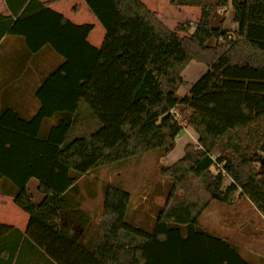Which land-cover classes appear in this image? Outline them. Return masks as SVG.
<instances>
[{
  "label": "trees",
  "instance_id": "1",
  "mask_svg": "<svg viewBox=\"0 0 264 264\" xmlns=\"http://www.w3.org/2000/svg\"><path fill=\"white\" fill-rule=\"evenodd\" d=\"M4 1L9 14L0 15V41L19 36L28 53L47 48L61 60L42 75L35 93L40 106L30 119L11 109L0 114V180L29 216L24 232L0 225V264L16 262L28 243L44 249L31 242L32 230L64 235L55 210L80 203L78 182L87 174L145 153L164 158L175 146L172 128L182 125L197 142L187 143L174 163L160 164L167 187L154 193L164 203L151 228L133 224L131 195L119 182H104L99 260L250 264L199 219L212 201L230 206L242 198L264 219V0H170L199 8L190 33L183 24L170 29L140 0H84L105 30L99 48L87 40L93 24L72 23L50 7L56 0ZM227 6L231 39L230 28L210 22ZM191 61L207 69L180 96ZM172 108L182 116L174 126ZM47 119L55 122L42 131Z\"/></svg>",
  "mask_w": 264,
  "mask_h": 264
},
{
  "label": "crops",
  "instance_id": "2",
  "mask_svg": "<svg viewBox=\"0 0 264 264\" xmlns=\"http://www.w3.org/2000/svg\"><path fill=\"white\" fill-rule=\"evenodd\" d=\"M68 1L56 0L50 4V7L61 13L74 24H93V29L89 33L87 40L92 46L99 48L105 36L104 28L92 14L84 0H72L75 5L70 11H68L67 4L64 5ZM140 1L163 21L166 18L173 19L176 16L199 15V8L175 6L171 4L170 0ZM8 14L9 10L5 1L0 0V15ZM60 60V58L52 55L47 48L40 50L36 54H30L27 52L24 40L21 37L5 35L0 41V114L11 109L12 112L18 113L23 119H30L38 111L40 106L35 93L42 80V75H46L52 65L58 64ZM193 62L195 61H191L188 65L195 64ZM198 64H195V66H198V72L192 81L188 80L187 82L185 80L187 75L184 72H186L188 65L184 69L182 75L187 84L186 86L184 85L186 89L179 88L178 94L180 96L186 94L190 85L206 71L207 67L205 65ZM54 122V119L43 121L42 131L47 130ZM176 129L179 130L178 138L181 137L179 142L180 149L176 151L175 143L173 150L164 157L169 160L167 164H172L182 157L184 146L187 143L197 142V135L191 128L182 125ZM3 181L0 180V225L18 228L24 232L28 224L29 216L13 203V197L7 192L8 190L6 188L2 187L8 186ZM30 181H32L31 185L33 186L30 192L33 195V199L37 200L39 198L36 192L37 182L35 179H31ZM246 205L249 208H254L249 201ZM55 211L58 215L55 224L64 235L38 233L37 230H32L33 236L32 239L30 238L31 242H41L44 244V249L42 248L41 252H38L28 243L17 254V261L12 262V264H103L96 253L98 243V218L102 212V205L95 207L81 203H65ZM260 217L262 218L261 215ZM262 220L264 221L263 218ZM263 224L261 222V226ZM260 230L264 232V229L260 228ZM239 233L241 234V230ZM260 235L255 233L240 235L241 237H239L238 242L251 240L252 238L256 239ZM222 239L233 244L237 248L240 256L249 262V258H247L248 254H246L247 256L242 254L243 251H246L244 249L245 247H243L244 243L241 242L240 245H237L238 242L235 243L227 237H223ZM262 253H264V249ZM252 254H255L262 264H264V255L260 253Z\"/></svg>",
  "mask_w": 264,
  "mask_h": 264
},
{
  "label": "rangeland",
  "instance_id": "3",
  "mask_svg": "<svg viewBox=\"0 0 264 264\" xmlns=\"http://www.w3.org/2000/svg\"><path fill=\"white\" fill-rule=\"evenodd\" d=\"M66 4L67 8H69L68 11L75 5L72 0H69L64 5ZM232 17L233 11L230 6L221 7L215 11L210 22L213 27L235 29V25L232 23ZM197 18L198 14H192L181 17L176 16L173 17V19L166 18L164 22L170 29L183 24L186 29L188 27V32L190 33L194 29ZM193 63L198 64L196 62ZM195 64L188 65L186 72H184V74L187 75L185 79L187 82L188 80H194L195 74L198 72V66H195ZM185 86L181 88L186 89ZM178 132V129L175 127L172 128V134L176 143V151L180 149L179 142L181 137L178 138ZM167 163H169V160L166 158L158 157L155 152H150L133 158L122 167H101L90 172L78 182V187L80 189L78 199L80 203L84 205L87 204L95 207L102 205L104 199V194L102 192L104 182H119L131 195V221L133 224L149 229L153 224L158 208L164 203L163 195L158 194L154 196V193L157 191L158 187L159 193L164 194L166 191L167 180L160 174L159 166L160 164L168 165ZM228 182L229 178L225 177V183ZM31 184L32 181L28 184L29 190L33 187ZM246 203L248 204L246 198L236 200L230 206L212 201L209 207L200 216V225L212 234H216L221 238L227 237L235 243L239 241L240 235L247 233L261 234L256 237V239L252 238L251 240L241 242L244 243L243 247L246 249L242 254H244V256L248 254L247 258H249L250 264H262L260 259L252 253L264 255V253H262L264 249V234L262 233L264 232L260 230V228L264 229V224L261 226V222L264 223V221L259 213L254 208H249ZM240 230L241 234L239 233ZM241 242H238L237 245H240Z\"/></svg>",
  "mask_w": 264,
  "mask_h": 264
},
{
  "label": "built area",
  "instance_id": "4",
  "mask_svg": "<svg viewBox=\"0 0 264 264\" xmlns=\"http://www.w3.org/2000/svg\"><path fill=\"white\" fill-rule=\"evenodd\" d=\"M233 29L234 28L230 29V31L228 32V35H227L228 39H231V38L234 37L233 36V33H232V30ZM218 40L219 41H222L221 37H219ZM169 115L171 117V122L170 123H171L172 126L176 125V123H179V121H180V114H179V112H178V110L176 108H172L169 111Z\"/></svg>",
  "mask_w": 264,
  "mask_h": 264
}]
</instances>
